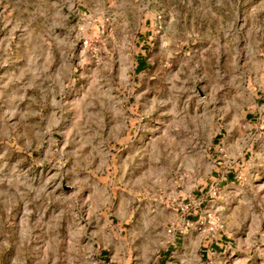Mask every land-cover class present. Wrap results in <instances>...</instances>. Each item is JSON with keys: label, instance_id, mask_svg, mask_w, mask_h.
Segmentation results:
<instances>
[{"label": "rangeland", "instance_id": "374dc122", "mask_svg": "<svg viewBox=\"0 0 264 264\" xmlns=\"http://www.w3.org/2000/svg\"><path fill=\"white\" fill-rule=\"evenodd\" d=\"M188 234L264 264V0H0V264Z\"/></svg>", "mask_w": 264, "mask_h": 264}, {"label": "crops", "instance_id": "0c3cea01", "mask_svg": "<svg viewBox=\"0 0 264 264\" xmlns=\"http://www.w3.org/2000/svg\"><path fill=\"white\" fill-rule=\"evenodd\" d=\"M231 175L227 176V179L230 180ZM214 180H216L214 178ZM197 195V193H196ZM190 203L194 204V207L197 209H202L201 206L204 205V199H196V196L193 195L188 200ZM203 210V209H202ZM196 213L186 214L180 210H175V220L177 225L186 226V223H195L200 218ZM197 238V239H196ZM195 238V234L188 235H176L172 237L169 245L161 252L160 254V263L159 264H209L211 253V246L200 243L198 237ZM198 240V241H197ZM194 244L196 250L187 248V245ZM97 264H109L106 260V256H100Z\"/></svg>", "mask_w": 264, "mask_h": 264}, {"label": "built area", "instance_id": "2783aa9c", "mask_svg": "<svg viewBox=\"0 0 264 264\" xmlns=\"http://www.w3.org/2000/svg\"><path fill=\"white\" fill-rule=\"evenodd\" d=\"M179 210L180 211H182V212H184V213H186V214H192V212H193V214L194 213H197V210H196V208L194 207V204L193 203H191V205L189 206V205H179ZM209 216V215H208ZM192 225L193 224H191V223H186V227H192ZM172 230H174V229H172ZM169 233L171 232V230H169L168 231Z\"/></svg>", "mask_w": 264, "mask_h": 264}]
</instances>
